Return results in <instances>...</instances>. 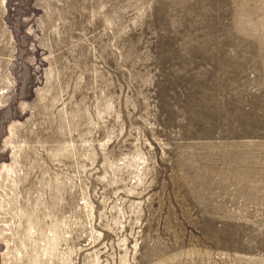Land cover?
<instances>
[{
    "label": "rangeland",
    "instance_id": "obj_1",
    "mask_svg": "<svg viewBox=\"0 0 264 264\" xmlns=\"http://www.w3.org/2000/svg\"><path fill=\"white\" fill-rule=\"evenodd\" d=\"M0 264H264V0H0Z\"/></svg>",
    "mask_w": 264,
    "mask_h": 264
}]
</instances>
